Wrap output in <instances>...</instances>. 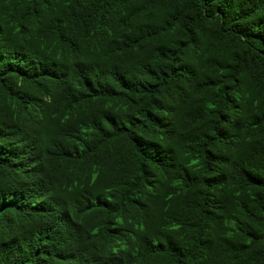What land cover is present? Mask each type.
<instances>
[{
  "label": "trees",
  "instance_id": "16d2710c",
  "mask_svg": "<svg viewBox=\"0 0 264 264\" xmlns=\"http://www.w3.org/2000/svg\"><path fill=\"white\" fill-rule=\"evenodd\" d=\"M0 264H264V0H0Z\"/></svg>",
  "mask_w": 264,
  "mask_h": 264
}]
</instances>
